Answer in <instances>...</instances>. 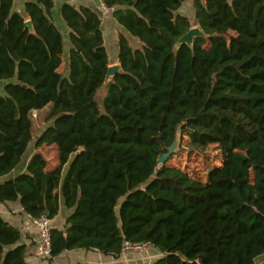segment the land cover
<instances>
[{"label":"trees","instance_id":"1","mask_svg":"<svg viewBox=\"0 0 264 264\" xmlns=\"http://www.w3.org/2000/svg\"><path fill=\"white\" fill-rule=\"evenodd\" d=\"M102 0L127 36H117L122 73L110 66L101 20L90 8L54 0H0V203L19 202L64 229L50 230L49 261L73 250L118 257L147 243L152 264H256L264 256V0ZM30 21L35 35L24 27ZM193 49L173 46L191 27ZM230 33H233V35ZM207 45V47H204ZM103 89L101 104L97 95ZM49 106L34 141L32 112ZM189 145L228 151L207 182L160 166L176 133ZM53 146L57 165L37 151ZM20 231L0 216V264H29ZM264 264V261L261 263Z\"/></svg>","mask_w":264,"mask_h":264},{"label":"crops","instance_id":"2","mask_svg":"<svg viewBox=\"0 0 264 264\" xmlns=\"http://www.w3.org/2000/svg\"><path fill=\"white\" fill-rule=\"evenodd\" d=\"M65 3L75 6L76 8L81 6L88 7L92 11L97 13V15L101 20V16L97 10H98V6L99 5L101 6L102 4V0H54V8L52 10V20L59 29V31L61 32L64 39V57H63L62 65L60 67V72H63V70L65 69L66 56L69 47L68 30L60 17V8L62 4ZM13 10L16 13H19L20 15L25 17L24 0H13ZM179 13L182 14L180 10ZM114 23L116 27L123 30L115 21ZM101 30L103 31L102 20H101ZM103 39H104V34H103ZM104 45L106 47L105 39H104ZM115 55H116L115 57L116 59L114 63H112L113 65L117 64V51L115 52ZM3 86H4V82H0V94H3ZM48 110H49V106L39 111H33L31 114L34 126L37 127L36 129L33 127L34 141L38 137V135L49 124V122L45 120V115L48 112ZM52 147L53 146H49V147L44 146L42 148L37 149V151L40 152L42 155H44L42 149L48 150L51 149ZM35 152L36 150L34 149L32 142V144H30V146L28 147V150L22 160L21 165L18 168H16L7 177H3V178L0 177V184L3 183L6 179L12 178L20 173H23L25 171L29 158ZM70 213L71 211L66 210L63 204L61 203L59 214L50 221L51 227L59 230H63L65 221L70 215ZM0 216L6 223L17 228L20 231L21 234L20 243L26 246V261L29 264H152L153 262H155L156 260L162 257V254L158 252L156 249L152 247H148L146 250L141 251L140 253L124 251L116 258L111 256H104L96 251L73 250V251L64 252L58 257L52 259L51 261H49L48 259L46 260L39 259L35 256V249L39 241V231L37 227L34 225L32 218H30L28 215L23 213L19 202H8L5 204L0 203Z\"/></svg>","mask_w":264,"mask_h":264},{"label":"rangeland","instance_id":"3","mask_svg":"<svg viewBox=\"0 0 264 264\" xmlns=\"http://www.w3.org/2000/svg\"><path fill=\"white\" fill-rule=\"evenodd\" d=\"M101 16L103 34L106 44L107 53L110 60V65H113L115 61V52L117 51V36L122 33L127 36L132 47H140V44L129 35H127L124 30L116 27L112 15L106 12L99 5L97 10ZM182 14L189 16L190 20L193 22V10H192V0H187L180 9ZM195 27V26H193ZM233 33H230V35ZM204 47H207L205 45ZM104 90L101 89L97 95L98 102L101 104L102 96ZM36 129L37 127L34 126ZM43 151V156L48 162V168H53L57 165V154L54 147ZM228 151L223 146L211 145L204 148H194L189 145L188 138L183 136L182 141L180 137V144L177 152L172 155L167 162L166 166H172L182 170L187 173L191 178L200 180L201 182H207L208 175L215 166H220L223 163V156L227 154ZM140 253V252H133ZM264 261V256L255 261L256 264H261Z\"/></svg>","mask_w":264,"mask_h":264},{"label":"water","instance_id":"4","mask_svg":"<svg viewBox=\"0 0 264 264\" xmlns=\"http://www.w3.org/2000/svg\"><path fill=\"white\" fill-rule=\"evenodd\" d=\"M24 27L28 30L29 34L35 35V31L29 20L24 23ZM195 38H207V36L203 32H201L198 27H191L183 36H181L177 40L176 44L173 46V51L176 52L183 45L192 50ZM121 73L122 69L119 64L110 65L107 68V72L105 74L104 87L108 85L109 81L114 75ZM180 137V133L177 132L172 145L167 149V152L159 158L158 163L160 166H163L165 162H167V160L177 152L180 144Z\"/></svg>","mask_w":264,"mask_h":264},{"label":"built area","instance_id":"5","mask_svg":"<svg viewBox=\"0 0 264 264\" xmlns=\"http://www.w3.org/2000/svg\"><path fill=\"white\" fill-rule=\"evenodd\" d=\"M104 11L112 13V9H109L101 4ZM34 225L39 231V241L35 249V256L39 259H49L50 257V221L44 217L32 219ZM149 247L147 243L142 244H125L122 252H141Z\"/></svg>","mask_w":264,"mask_h":264}]
</instances>
